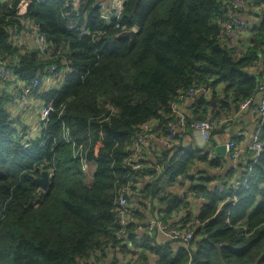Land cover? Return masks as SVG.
<instances>
[{"label":"trees","instance_id":"1","mask_svg":"<svg viewBox=\"0 0 264 264\" xmlns=\"http://www.w3.org/2000/svg\"><path fill=\"white\" fill-rule=\"evenodd\" d=\"M100 1L24 0L26 16L49 42L46 56L12 40L9 27L19 24L14 18L21 0L1 9L0 65L15 80L0 79V264H114L108 252L123 249L124 241L152 253L156 264H264V126L262 152L255 156L247 150L237 181L231 183L230 173L221 176L226 184L218 188L207 174L198 173L192 181L189 193L206 202L192 231L178 227L191 232L188 243L157 244L146 235L137 240L141 197L151 193L142 185L143 163L137 168L134 162L147 143L138 152L132 149L153 120L170 134L171 105L182 99H193V113L181 128L208 115L226 120L209 112L201 95L187 96L197 86L224 87L222 112L229 105L239 110L259 92L264 8L240 54L222 37L230 0H124L120 19L110 24L101 18ZM116 23L136 29L135 36L119 39ZM64 62L73 74L62 88L40 95L43 103L53 102V111L39 137L25 140L26 126L8 109L9 88L28 84L52 65L62 71ZM180 149L159 159L169 184L191 178L198 163L222 168L203 149ZM84 162L95 166L89 186ZM49 169L54 171L42 192L36 180ZM136 185L133 206L126 209L132 223L122 226L118 201ZM174 199L169 213L184 207Z\"/></svg>","mask_w":264,"mask_h":264},{"label":"crops","instance_id":"2","mask_svg":"<svg viewBox=\"0 0 264 264\" xmlns=\"http://www.w3.org/2000/svg\"><path fill=\"white\" fill-rule=\"evenodd\" d=\"M107 7H110L113 3L112 0H101ZM256 1V0H251ZM260 1V0H257ZM264 1V0H261ZM249 7V8H248ZM247 9L240 13V17L251 24L256 23L257 17L261 14V6L249 4ZM252 38V34L246 33L241 36L238 41L237 50L240 54L244 52L247 47V42ZM21 44L26 49H33V43L28 34L21 37ZM64 70L60 71V77L56 79V82L45 83L43 82L40 90L32 95V98L24 104L27 105L25 109L21 107L19 110L8 106L12 119L19 121L26 126L28 131L26 132L25 140L36 139L40 135L41 126L38 125L37 113L38 108L42 105L40 95L45 91L55 90L62 80H64ZM9 93L16 91L15 87L9 88ZM197 97V96H196ZM199 97V95H198ZM206 101L209 102L208 110L214 114L219 113L221 118H225L227 126L222 128L220 131L213 132L210 135L209 140L203 141L197 132L191 131L189 128L184 127V122L192 119L193 113V99H182L176 101L171 105L173 117L170 119L173 131L170 134H163L160 131V123L158 120H153L146 125L148 142L140 152L135 156L134 162L139 167V162H142L141 169L143 168L146 173H143L141 181L145 188V193L149 192L151 195L142 196L141 204L139 207V213L136 220V237L139 240L140 237L146 235L153 238L154 243L163 244L170 240L157 230L149 231L147 229L148 223L156 219V215L164 217L166 223L175 225L179 228H186L191 230L196 226V220L199 216L202 205L205 204V200L202 196H193L189 193V186L191 185L194 178L198 173L207 174L213 177L212 187L218 188V186H225L226 181H222L221 176L231 174V183L237 181L240 177L242 166L246 159L248 150L249 136L254 132L256 127V118L251 114L241 113L239 110H234L229 105L227 111L222 112L221 101H224V87L217 86L215 88H209V92L201 95ZM11 104V103H10ZM23 111V112H22ZM28 113V115H26ZM211 115L207 116L210 119ZM177 122H181V125H177ZM242 132L243 136L236 139L241 150V156L237 160H229L228 157H222L215 153V149L218 146H226V143L233 139L236 133ZM166 140L170 147H166L163 141ZM187 147L193 148V150L203 149L204 153L208 156L209 160H219L222 164V168H209L208 163H198L193 167L189 177H181L173 184L168 183V178L162 169V165L159 159L162 154L167 151H175L176 149H183ZM181 152V151H180ZM95 171L94 164H91L88 171L85 172L86 184L89 186L93 180V174ZM136 196V195H135ZM174 197H177L180 201V205L183 208L175 212L169 213V209L176 206ZM168 211V212H167ZM161 213V214H160ZM189 217V220H186ZM185 225H182L183 222ZM132 219L128 216L124 217V226L130 225ZM183 226V227H182ZM192 231V230H191ZM123 249L117 247L114 250L108 252V260L114 264H156V260L152 253L147 250L136 249V247L128 245V241H124L122 244Z\"/></svg>","mask_w":264,"mask_h":264},{"label":"built area","instance_id":"3","mask_svg":"<svg viewBox=\"0 0 264 264\" xmlns=\"http://www.w3.org/2000/svg\"><path fill=\"white\" fill-rule=\"evenodd\" d=\"M113 3L110 7H107L102 1L97 3V7L101 9V18L107 23L110 24L112 21L118 22L121 17L122 6L124 0H112ZM5 3V0H0V12ZM249 4L259 5L264 8V5H260L258 1L251 0H230L229 6L225 13V20L222 24V37L224 41L230 45L232 48L237 49L238 41L243 34L252 33V24L244 21L240 17V13L247 9ZM1 16V15H0ZM19 24L15 26L9 27V32L12 37V40L21 44V37L25 34H28L33 43V49L36 50L43 56L49 51V42L34 28V23L32 20L26 16V6L23 4L19 7L15 14L14 18ZM259 19L257 17L256 21ZM260 20V19H259ZM258 20V21H259ZM115 29H120L121 32H127L129 30L126 29L125 26H120L118 23L115 25ZM130 31L136 32V29H132ZM259 67V63H257ZM64 80L67 76L73 74V69L68 65V62H64ZM254 71V68L251 69ZM60 77V71L58 70L56 65H52L43 75H39L30 81L28 84L18 83V87L15 89L16 91L13 94L12 105L13 107L22 103L26 98H30L33 95L34 91H38L41 88L43 82L50 83L56 82V79ZM0 79L7 82H14L15 76L14 74L3 65H0ZM64 80L60 82L57 89L62 88ZM209 92V88L206 85H200L191 89L187 96L189 98H194L197 95H204ZM20 99H22L20 101ZM53 111V102L49 101L48 103H42V105L38 109L37 119L38 125L43 126L48 122V117ZM239 111L244 114H251L256 118V127L254 132L249 136L248 142V150L254 153L255 156H259L262 152V143L260 142V130L264 126V84H262L259 88V92L246 101H244L239 106ZM227 121H216L213 119H205L201 121H194L190 124L189 129L193 132H197L203 141H208L210 135L213 132L220 131L222 128L226 127ZM177 125H181V122H177ZM143 127V133L138 135L137 141L132 145V149L135 152H138L146 143L147 129ZM20 133V132H19ZM243 136L242 132L236 133L235 137L229 140L226 143V151L228 153V158L230 160H237L241 155V150L236 143V139H239ZM163 143L166 147H170V144L164 140ZM177 150V152H180ZM89 163L84 162L82 165L84 173L88 171ZM53 169H49L47 171L48 178L51 177L53 173ZM131 189V188H130ZM126 189L125 193H123L118 201V209H117V218L119 223L124 225V217L127 216L126 209L128 207L133 206V197L138 192V186H135V190ZM147 229L149 231L157 230L163 235H165L172 242H183L188 243L192 240L191 232H187L186 230H180L176 226H170L164 224L160 219H154L148 223Z\"/></svg>","mask_w":264,"mask_h":264},{"label":"water","instance_id":"4","mask_svg":"<svg viewBox=\"0 0 264 264\" xmlns=\"http://www.w3.org/2000/svg\"><path fill=\"white\" fill-rule=\"evenodd\" d=\"M135 34L136 33L133 31H127V32L120 33L118 37H119V39H122V38L132 39L135 36ZM215 153L222 156V157H228V153L226 151L225 145L224 146L223 145L218 146L215 149ZM48 181H49V178H48L47 172H43L41 174V177L36 180V183L38 184V186L40 187L42 192H44L47 189Z\"/></svg>","mask_w":264,"mask_h":264},{"label":"rangeland","instance_id":"5","mask_svg":"<svg viewBox=\"0 0 264 264\" xmlns=\"http://www.w3.org/2000/svg\"><path fill=\"white\" fill-rule=\"evenodd\" d=\"M11 1H12V0H5V3L8 2V5H9V4L12 3ZM21 2H22V4H23L24 0H21ZM20 6H22V5H20ZM11 94L13 95V93H11ZM30 98H32V96H31ZM30 98H26L22 103H20L19 105L15 106V107H13L12 103L9 104L8 106L11 105L12 109H13V108H16V110H19L21 107L24 106L23 109H25L27 105H24V104H25V103L28 101V99H30ZM21 100H22V99H20V101H21ZM33 109L38 110V108H33ZM22 112H23V111H22ZM26 115H28V113H27ZM11 116H12V114H11ZM16 122L19 123V122H20L19 119H18ZM20 123H21V122H20ZM21 124H23V123H21ZM27 131H28V129H26V132H27ZM19 136H22V134L20 133Z\"/></svg>","mask_w":264,"mask_h":264}]
</instances>
